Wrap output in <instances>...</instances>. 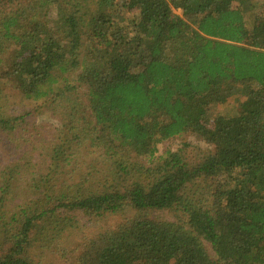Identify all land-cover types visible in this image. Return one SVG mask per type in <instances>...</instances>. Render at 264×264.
Here are the masks:
<instances>
[{
    "label": "trees",
    "instance_id": "trees-1",
    "mask_svg": "<svg viewBox=\"0 0 264 264\" xmlns=\"http://www.w3.org/2000/svg\"><path fill=\"white\" fill-rule=\"evenodd\" d=\"M0 67L68 117L28 201L1 210L19 164L0 175V264H40L77 213L126 217L84 239L75 264H264V0H0ZM76 70L87 111L57 87ZM213 105L228 111L208 126ZM23 124L0 116L1 131ZM187 133L208 148L158 156ZM81 147L108 162L96 182L73 175ZM165 210L177 220L149 216Z\"/></svg>",
    "mask_w": 264,
    "mask_h": 264
},
{
    "label": "rangeland",
    "instance_id": "rangeland-1",
    "mask_svg": "<svg viewBox=\"0 0 264 264\" xmlns=\"http://www.w3.org/2000/svg\"><path fill=\"white\" fill-rule=\"evenodd\" d=\"M92 8L93 4L90 5V9ZM55 9L54 5L48 6L46 11L43 8L42 20L48 27H52L57 19ZM173 13L179 15L180 11L174 10ZM77 74H79L78 70L62 75L64 80L59 79L57 87L59 90L64 89L68 84L73 86L74 91L65 92V94L73 95L86 109L87 90L84 85L77 82ZM60 108L49 109L40 101L26 100L11 85L6 84L0 79V116L2 118L24 117V124L17 128L15 132L11 133L0 130V175L5 168H12L11 165L15 163L20 166V169L15 172L16 175H13V179L11 180L14 190L12 199L9 200L10 196H5L4 206L1 210L4 207L6 209H13L15 204H20L21 200L28 201L31 197L28 188L30 179L47 173L52 147L56 143H59L56 138L57 129L60 127V122H62L63 118L68 120V117L63 115ZM227 111L228 108L224 106H211L205 116L206 124L208 126L212 125L215 117L225 115ZM184 144L189 145V148L185 150V154L191 152V155H193L198 149L203 150L208 148L204 142L197 139L194 135L187 133L158 144V156L166 151L177 152ZM130 161L136 164H143L146 167L149 166L145 158L142 157L134 158L132 156ZM76 162L74 177L76 178L80 173L91 172L93 174L91 177L95 182L99 178H102L107 168L106 163H108L102 156L101 150L91 151L85 150L82 147L81 155ZM70 168L72 167H68L66 170L69 171ZM149 216L153 220L167 222L177 220L176 214L167 210L155 211L150 213ZM125 217L126 215L122 213L106 215L101 218H89L77 213L76 224L72 225L71 221L65 227L66 231L63 233V237L57 246L58 248L55 247L52 250L36 252L39 254V257H36L40 261V264H75V257L79 254L84 239L94 237L104 230L115 228ZM204 247L207 253L213 257L209 244L204 242Z\"/></svg>",
    "mask_w": 264,
    "mask_h": 264
}]
</instances>
